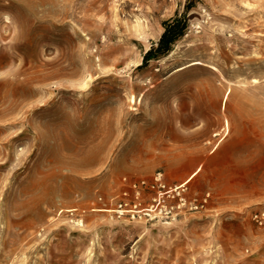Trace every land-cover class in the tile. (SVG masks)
<instances>
[{"label": "rangeland", "instance_id": "374dc122", "mask_svg": "<svg viewBox=\"0 0 264 264\" xmlns=\"http://www.w3.org/2000/svg\"><path fill=\"white\" fill-rule=\"evenodd\" d=\"M159 175L204 207L119 213ZM258 211L264 0H0V264H264Z\"/></svg>", "mask_w": 264, "mask_h": 264}, {"label": "built area", "instance_id": "2783aa9c", "mask_svg": "<svg viewBox=\"0 0 264 264\" xmlns=\"http://www.w3.org/2000/svg\"><path fill=\"white\" fill-rule=\"evenodd\" d=\"M183 184V183H182ZM176 185L174 187H167V185L162 180L161 175L155 177L154 181L148 182L146 180H142L141 182L130 183V186L133 188V192L135 194V198L130 202H120L119 209L120 214H124L126 212L135 214L137 211L142 212L147 217L160 216L163 218H174L179 216L180 214L193 211L198 209L199 207H204L207 202V198L203 200L202 204H197L195 200H190L187 197V187L184 185ZM179 186L178 189L171 191L175 187ZM142 187L145 190H155L156 196L154 197V202L147 206H142ZM127 195V192H124ZM170 199H176L175 204H169ZM129 207V208H126ZM252 219L258 223V225H264V212L258 211L252 215Z\"/></svg>", "mask_w": 264, "mask_h": 264}, {"label": "trees", "instance_id": "16d2710c", "mask_svg": "<svg viewBox=\"0 0 264 264\" xmlns=\"http://www.w3.org/2000/svg\"><path fill=\"white\" fill-rule=\"evenodd\" d=\"M164 31L158 42L148 49L143 56V64H147L152 59L166 56L178 40L184 37L189 26L186 14L166 20L163 23Z\"/></svg>", "mask_w": 264, "mask_h": 264}, {"label": "crops", "instance_id": "0c3cea01", "mask_svg": "<svg viewBox=\"0 0 264 264\" xmlns=\"http://www.w3.org/2000/svg\"><path fill=\"white\" fill-rule=\"evenodd\" d=\"M244 192L243 189H240L238 186H232L230 189H228L225 193L227 195H238L240 193Z\"/></svg>", "mask_w": 264, "mask_h": 264}, {"label": "bare ground", "instance_id": "6f19581e", "mask_svg": "<svg viewBox=\"0 0 264 264\" xmlns=\"http://www.w3.org/2000/svg\"><path fill=\"white\" fill-rule=\"evenodd\" d=\"M242 118H243V117H242ZM187 183H188L187 181H184V183H183L182 185L187 184ZM178 188H179V186L175 187V188L172 189L171 191L176 190V189H178Z\"/></svg>", "mask_w": 264, "mask_h": 264}]
</instances>
